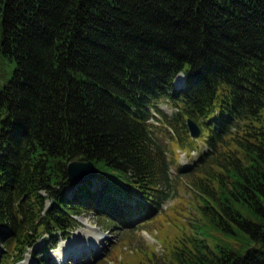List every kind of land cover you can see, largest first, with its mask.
Returning a JSON list of instances; mask_svg holds the SVG:
<instances>
[{
	"label": "trees",
	"instance_id": "obj_1",
	"mask_svg": "<svg viewBox=\"0 0 264 264\" xmlns=\"http://www.w3.org/2000/svg\"><path fill=\"white\" fill-rule=\"evenodd\" d=\"M186 116L206 148L179 167L195 207L162 259L264 264V0H0V264H49L77 214L151 218L169 159L149 119L184 148ZM72 158L94 174L68 180Z\"/></svg>",
	"mask_w": 264,
	"mask_h": 264
},
{
	"label": "rangeland",
	"instance_id": "obj_2",
	"mask_svg": "<svg viewBox=\"0 0 264 264\" xmlns=\"http://www.w3.org/2000/svg\"><path fill=\"white\" fill-rule=\"evenodd\" d=\"M157 105L170 117L173 108L169 104L158 101ZM150 119L154 124L152 132L165 147L169 159V185L165 188L167 197L160 209L145 221L110 227L91 212L77 214L75 218L78 224L67 237L40 250V255L49 264H169L164 262L162 256L169 250L170 243L189 230L190 212L193 214L195 207L189 183L190 173L179 167L189 165L206 146L199 134L190 146L188 144L189 148L179 147L170 139L173 131L164 120L161 121L159 117ZM38 242H42V235ZM145 250L150 251L151 255H147ZM13 264L39 263L26 252L22 259Z\"/></svg>",
	"mask_w": 264,
	"mask_h": 264
},
{
	"label": "water",
	"instance_id": "obj_3",
	"mask_svg": "<svg viewBox=\"0 0 264 264\" xmlns=\"http://www.w3.org/2000/svg\"><path fill=\"white\" fill-rule=\"evenodd\" d=\"M175 83L177 84V81H175ZM185 125L190 136L197 137L199 135L200 126L194 119L186 116ZM65 172L68 180L71 182H78L91 177L94 174L95 169L90 159L80 160L72 158L66 162Z\"/></svg>",
	"mask_w": 264,
	"mask_h": 264
}]
</instances>
